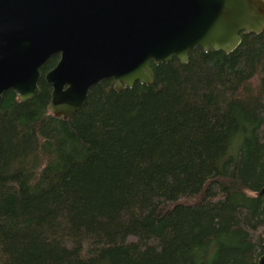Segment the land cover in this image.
<instances>
[{"label": "trees", "instance_id": "16d2710c", "mask_svg": "<svg viewBox=\"0 0 264 264\" xmlns=\"http://www.w3.org/2000/svg\"><path fill=\"white\" fill-rule=\"evenodd\" d=\"M155 81L89 92L68 119L0 103V264H257L264 255V30Z\"/></svg>", "mask_w": 264, "mask_h": 264}, {"label": "water", "instance_id": "95a60500", "mask_svg": "<svg viewBox=\"0 0 264 264\" xmlns=\"http://www.w3.org/2000/svg\"><path fill=\"white\" fill-rule=\"evenodd\" d=\"M263 30L264 0H0V103L11 90L20 102L39 95L59 55L49 110L68 119L104 81L151 86L153 65L187 64L196 48L231 54L242 33Z\"/></svg>", "mask_w": 264, "mask_h": 264}]
</instances>
